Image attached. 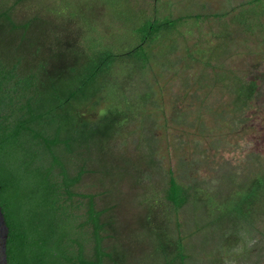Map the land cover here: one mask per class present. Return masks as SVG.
<instances>
[{
    "label": "trees",
    "instance_id": "1",
    "mask_svg": "<svg viewBox=\"0 0 264 264\" xmlns=\"http://www.w3.org/2000/svg\"><path fill=\"white\" fill-rule=\"evenodd\" d=\"M231 9L213 15L219 43H196V55L183 60L176 54L183 37L200 30L199 17L187 32V17L149 16L132 0H0V205L9 264L264 262L261 157L190 181L195 164L181 152L202 153L212 134L246 124L261 91V80L224 58L233 51L229 24L249 41L264 38V0ZM121 27L127 42L118 40ZM192 63L211 72L188 75ZM179 138L175 171L168 155Z\"/></svg>",
    "mask_w": 264,
    "mask_h": 264
},
{
    "label": "rangeland",
    "instance_id": "2",
    "mask_svg": "<svg viewBox=\"0 0 264 264\" xmlns=\"http://www.w3.org/2000/svg\"><path fill=\"white\" fill-rule=\"evenodd\" d=\"M246 1L248 0H132L135 9L142 10L146 15L149 16L161 15L163 14L162 11H164V16H170L172 19L187 17V19H189V24L186 26L187 32L191 31V26L194 24L192 23V19L199 17L201 20L199 23L200 30L195 29L196 31L193 35H185L183 37L186 38L185 48L180 49V52L176 54L177 57L182 56V59L183 56L189 52L195 54L196 49L193 48V46L196 43H202V41H204L208 43V47L210 48H213V46L219 43V40L216 39V36L221 31L222 26L218 19L213 18V15L228 11H230L232 14L233 11L231 7H233V9H237L239 5L245 3ZM169 4L171 6H169ZM102 20L106 21L105 24H102V27H107V17H104ZM225 21L229 22L230 18H226ZM229 26L231 28V40L229 44L233 51H228V55L224 58L226 61V67L232 68L235 71L245 74L250 78H258L261 80V91L257 95L254 107L246 114V124L239 125L236 130L231 131L230 129H226L212 134L202 142V146L200 148L202 153L195 151L193 148L194 146L192 148L190 146H186L187 149L181 151H187L184 153L185 157L187 160L189 159L195 164L191 172L187 175L190 181H210L212 177L216 176L222 165L229 164L232 167L242 165V163L246 161L247 157L252 154L259 155L262 162L264 163V38L257 37L255 40L249 41L247 36L244 37L243 35L238 34V26L231 24H229ZM182 28H179L181 33L186 30ZM117 32L119 33L117 35L118 40H125L127 42L126 38L128 30H125L123 27H121L120 31ZM176 33L178 32L176 31ZM180 40L181 39H179V41ZM172 42V36L163 41L162 50L164 49L163 46H166L165 51H168L169 49H167V47H169ZM154 51L155 53L161 52V45L157 44L154 48ZM161 64L162 59L156 66L155 71L157 73ZM184 65H186V63L182 61L178 67ZM210 72L211 69L206 70L202 68V65L199 63H192L188 69V75H194L196 78L201 77L203 73L207 74ZM172 85H175L174 81L171 82V85L169 86L171 89H173ZM175 89L180 90V87L174 86L173 92L168 91L167 98L170 101L176 98V93H174ZM172 93L175 95H171ZM172 103L173 101L171 104ZM188 103L190 104V101H187V105L177 102L175 103V107L177 109H185L188 107ZM172 106L174 105L172 104ZM169 122L170 124L173 123L171 115ZM180 141L182 142L181 138L173 140L172 146L170 147L171 152L168 155L169 164L174 168L175 171H178L179 157L174 154V147L178 146V144L180 145ZM219 141H221V146L214 147V143H218ZM195 225L196 220L190 218L188 220L187 226H189L190 229H193ZM197 241L200 242V239L197 238ZM237 253L240 254L241 252ZM228 264H235V262ZM261 264H264V262Z\"/></svg>",
    "mask_w": 264,
    "mask_h": 264
},
{
    "label": "water",
    "instance_id": "3",
    "mask_svg": "<svg viewBox=\"0 0 264 264\" xmlns=\"http://www.w3.org/2000/svg\"><path fill=\"white\" fill-rule=\"evenodd\" d=\"M8 237L9 227L0 205V264H9L7 255Z\"/></svg>",
    "mask_w": 264,
    "mask_h": 264
}]
</instances>
